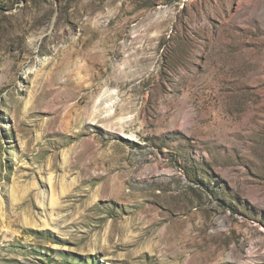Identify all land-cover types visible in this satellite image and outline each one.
<instances>
[{"label":"rangeland","instance_id":"rangeland-1","mask_svg":"<svg viewBox=\"0 0 264 264\" xmlns=\"http://www.w3.org/2000/svg\"><path fill=\"white\" fill-rule=\"evenodd\" d=\"M0 264H264V0H0Z\"/></svg>","mask_w":264,"mask_h":264},{"label":"bare ground","instance_id":"bare-ground-1","mask_svg":"<svg viewBox=\"0 0 264 264\" xmlns=\"http://www.w3.org/2000/svg\"><path fill=\"white\" fill-rule=\"evenodd\" d=\"M43 39H44V38H43ZM50 39L54 41V39H56V38L54 37V39H53V38L50 37ZM50 39L42 40V44H43V43H44V44L47 43L48 41H50ZM30 43H31V41H29V43H26V42L24 43V45H25V46H23V49L25 50V53L23 54L24 56H26L27 53H30V52H31V49L27 46V44L30 45V46H32ZM20 50H21V49H20ZM39 51H40V49H39ZM39 51H38V52H39ZM27 56H28V55H27ZM13 62H14V61H13ZM17 66H18V65H17ZM57 66H58V65H57ZM109 116H110V115H109ZM109 116H107L105 119H108Z\"/></svg>","mask_w":264,"mask_h":264}]
</instances>
